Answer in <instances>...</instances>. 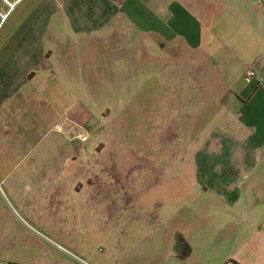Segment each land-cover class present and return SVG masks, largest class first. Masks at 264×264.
I'll use <instances>...</instances> for the list:
<instances>
[{"label": "rangeland", "instance_id": "1", "mask_svg": "<svg viewBox=\"0 0 264 264\" xmlns=\"http://www.w3.org/2000/svg\"><path fill=\"white\" fill-rule=\"evenodd\" d=\"M235 39L207 40L205 51L186 50L185 59L181 46H167V61L162 56L143 62L140 55L134 65L124 59L106 71L101 87L89 88L93 94L83 104L75 97V106L87 108L94 117L93 129L84 127L83 132L69 124L60 109L47 124L43 122L44 128L57 132L58 145L52 144L49 150L51 131L38 148L25 152L27 159L42 160L36 167L40 183L29 184L41 197L33 214L19 209L29 200L28 183L20 182L19 198L14 200L9 180L3 183L0 178V228L16 219V231L8 235L19 244L20 254L37 264H228L235 261L234 254L249 259V249H239L254 225L264 228V167L254 171L238 164L259 158L264 133L262 127H231L237 122V110L227 111L226 88L219 79L221 74L233 77L226 70L237 67L236 57L248 61L259 57L261 49L244 55L243 40ZM183 60L191 64L186 67L187 84L181 81L180 70L170 77L166 74L167 63L182 64ZM201 65L205 70H200ZM209 65L216 70L210 76ZM199 79L201 87L195 89L193 83L197 85ZM209 79L213 84L209 85ZM78 89L86 93V88L75 87V94ZM227 124L228 135L213 134L214 125ZM72 127L87 139L70 140ZM50 158L56 163L50 164ZM205 161L235 164L229 169L241 168V173L252 175L244 185L246 203L231 215L219 210L222 201L204 192L197 180L209 174L197 167ZM29 171L33 173L32 168ZM103 186L107 193L104 215L95 208L96 197L81 195ZM51 196L56 197L52 203ZM244 212L247 218L237 220L235 216Z\"/></svg>", "mask_w": 264, "mask_h": 264}, {"label": "crops", "instance_id": "2", "mask_svg": "<svg viewBox=\"0 0 264 264\" xmlns=\"http://www.w3.org/2000/svg\"><path fill=\"white\" fill-rule=\"evenodd\" d=\"M5 14L8 17L4 20ZM233 38L243 40L240 49L244 55H252L259 48L261 52L248 61L236 57L237 67L226 70L233 77L227 79L221 74L219 81L226 88L227 111L237 110V122H232L231 127H262L264 133V59L260 61L264 58V0H22L12 11L0 0V178L3 183L9 180L14 200L19 198L20 182L28 183L29 200L19 204V209L33 214L36 201L41 199L29 184L40 183L42 176L36 167L41 166L42 160L27 159L25 152L38 148L52 131L44 128L43 122L47 124L58 109L69 124H76L83 132L84 127L93 129L90 124L94 117L87 108L75 106V97L77 103L83 104L84 98L93 94L89 88L101 87L106 71L113 70L124 59L134 65L139 63L140 55L143 62L162 56L167 61V46L183 47L185 59L186 50L194 54L205 51L207 40ZM222 50L228 53L226 46ZM179 64L167 63L166 74L170 77L175 69L180 70L184 76L181 81L187 84L185 73L189 63L183 60ZM207 69L209 76L216 71L212 65ZM200 70H205L202 65ZM254 73L257 78L251 79ZM196 83L195 89L201 87L200 79ZM208 83L213 84L211 79ZM75 87L86 88V93L78 89L75 94ZM235 87L239 89L235 91ZM42 106L47 111L43 112ZM253 118L259 121L253 122ZM231 127L214 125L213 134L228 135ZM52 132L49 150L52 144L58 145L57 132ZM69 148L73 154V146ZM260 148L263 153L255 162L242 159L238 165L255 168L254 171L258 166L264 167V142ZM49 163L56 161L50 158ZM232 166L235 164L223 165L218 161L197 165L202 173L205 168L209 171L197 178L204 192L222 201L219 210L230 215L238 205L246 203L244 185L252 178L250 173H241V168L229 169ZM81 195L96 197L95 208L105 214V186ZM49 200L52 203L56 197ZM84 205L87 207L89 202ZM246 216L245 213L235 217L244 220ZM15 221H6L0 228V264H37L35 259L20 254L16 248L19 244L9 239L8 233L16 231ZM252 232L239 249L247 247L252 256L241 259L234 254L235 261L228 264H264V228L254 225Z\"/></svg>", "mask_w": 264, "mask_h": 264}, {"label": "built area", "instance_id": "3", "mask_svg": "<svg viewBox=\"0 0 264 264\" xmlns=\"http://www.w3.org/2000/svg\"><path fill=\"white\" fill-rule=\"evenodd\" d=\"M3 1L6 2V4L9 6V10L12 11L15 8V6L19 2H21L22 0H3ZM2 17L5 20L8 17V14L3 15ZM255 78H257V74L256 73L252 74V76H251V79H255ZM69 136L71 138L77 137V138L81 139L82 141L87 139V136L84 133H82L80 130H77L74 127L70 128Z\"/></svg>", "mask_w": 264, "mask_h": 264}]
</instances>
